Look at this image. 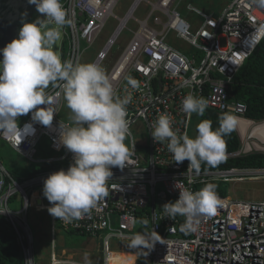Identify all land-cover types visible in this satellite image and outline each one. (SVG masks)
Returning a JSON list of instances; mask_svg holds the SVG:
<instances>
[{"label":"built area","instance_id":"2783aa9c","mask_svg":"<svg viewBox=\"0 0 264 264\" xmlns=\"http://www.w3.org/2000/svg\"><path fill=\"white\" fill-rule=\"evenodd\" d=\"M143 1L152 9L144 20H140L134 13ZM176 1L134 0L121 17L115 13L119 0H61L71 21L60 28L64 36L63 50L58 49L56 55L59 54L62 61L81 63L82 43L92 45L111 17L118 24L93 61L100 66L110 60L112 50L130 20L136 22V29L131 30L132 37L106 73L117 97L131 96V102L126 106L129 134L124 141L130 155L123 169L112 168V176L107 181L108 196L99 201L96 208L68 224L50 215L51 264H84L57 257V227L101 239L105 257L112 252V241H127L138 232L139 225L145 232L156 231L163 242L157 241L136 264L140 260L148 264H264V200L248 201L217 193L220 203L215 214L199 217L195 231L191 232L182 230L184 217H163L161 209L164 203L175 201L180 190L196 192L213 182L264 180V167L209 168L201 165L197 175L189 172L187 160L182 164L173 161L166 142H155L151 135L157 117L167 114L178 134L190 137L195 113L188 116L182 111V101L188 94L206 99L207 108L220 116L230 114L235 120L247 118V103L234 99L230 87L246 60L264 40V7L255 4L254 0H232L219 16H215L189 4L188 9L201 17L200 24L194 26L173 7ZM154 13L160 16L151 23ZM170 30L194 47L195 53L188 55L169 44ZM129 76L137 80L138 88L128 85ZM46 94L52 101L48 110L54 112L50 126L33 121L29 113L17 118V123L20 129L26 123H32L34 133L21 137L18 131L0 132V142L8 143L29 163L47 167L35 178L20 183L0 159V211L6 210L2 215L16 232L25 264H36L35 237L29 221V209L35 195H29L27 188L34 191L35 187L43 186L51 173L67 170L74 160V154L60 139V125H71L60 117L63 93L59 87L49 85ZM248 138H242L243 145L239 150L224 152L222 161L254 151L255 141L249 142ZM45 143L50 145L48 155L43 154ZM18 193L22 194L25 203L14 210L10 203ZM145 220L146 227L141 223Z\"/></svg>","mask_w":264,"mask_h":264},{"label":"clouds","instance_id":"9594fccd","mask_svg":"<svg viewBox=\"0 0 264 264\" xmlns=\"http://www.w3.org/2000/svg\"><path fill=\"white\" fill-rule=\"evenodd\" d=\"M27 2L35 5L44 19L37 17L32 22L24 21L18 37L0 48V132L18 131L21 137L34 133L32 123H26L23 129L18 127L17 118L29 113L33 121L50 126L54 112L48 110L52 101L46 94V89L49 85L61 89L71 113L72 124L60 125V139L74 154V160L67 170L53 172L44 180L43 195L51 206L39 209L32 204L31 208L37 213L47 211L54 218L68 224L81 219L108 196L107 181L112 176V168L123 169L126 165L130 155L129 148L124 143L129 134L126 106L131 102V96L117 97L111 78L100 65L94 62L62 61L56 55L52 45L61 38L59 29L71 23L61 0ZM254 3L264 7V0H254ZM127 83L132 88L139 87L137 80L130 76ZM41 105L45 107H40ZM207 107L206 99L192 94L186 95L182 101V111L188 116L193 113L203 116ZM246 119L251 121L247 132L259 124V121L248 116L244 120ZM218 121L219 127L215 130L210 120L200 121L196 136L190 138L187 134H178L173 128L172 118L161 114L152 125L151 135L155 142H166L173 161L182 164L187 160L189 172L198 175L202 164L212 168L224 159V137L234 128L239 133L242 131L238 120L230 114L221 115ZM240 136V148L243 145L242 138L247 136L249 142L262 143L251 133L244 136L240 133ZM257 151L259 150L248 154ZM215 187L208 183L196 192L180 190L175 201L162 205L163 217L174 219L182 216L185 218L182 230L195 231L199 217H211L215 214L220 203ZM34 192L35 188L32 193ZM35 200L39 205L44 204L42 195L35 196ZM5 211H0V214ZM141 223L147 226L146 220ZM157 241L163 242L156 231H138L127 238L126 243L134 252H109L104 257V264H136L137 259L141 255L146 256ZM83 261L84 264H93L88 253H84Z\"/></svg>","mask_w":264,"mask_h":264},{"label":"rangeland","instance_id":"374dc122","mask_svg":"<svg viewBox=\"0 0 264 264\" xmlns=\"http://www.w3.org/2000/svg\"><path fill=\"white\" fill-rule=\"evenodd\" d=\"M134 0H119L118 6L115 9V13L123 17L129 8L132 6ZM150 2H157V0H149ZM232 0H177L173 7L180 12V15L185 20L191 22L194 26H197L201 22V17L195 12L188 9L189 4H193L199 9L205 10L207 12L213 13L215 16H219L226 7L228 3ZM152 6L146 1H143L139 4L134 15L137 19L144 20L148 13L151 11ZM160 16L159 13H154L151 18V23ZM165 20V18H164ZM118 21L113 17L109 18L106 22L104 28L100 32L99 36L92 45H87L85 42L82 43L84 52L82 56L81 63L93 62L98 54V52L103 48L108 38L113 34L116 29ZM161 28V26H158ZM136 29V22L130 20L126 26V29L119 36L118 44L113 48L111 57L109 61H106L101 67L107 73L112 65L114 59L120 54L122 49L126 46L127 42L132 37L131 30ZM62 33L61 38L57 40V44L60 46L64 40L63 31L59 29ZM167 42L174 46L175 48L183 51L184 53L190 55L195 53V48L192 47L186 40L178 37L173 30H170L167 35ZM53 47V45H52ZM67 47V46H66ZM60 57V55L58 54ZM61 58V57H60ZM60 117L71 123V113L66 106V101L64 100V105ZM199 120V115L195 114L192 128L190 130V138L196 136V126ZM263 122V121H262ZM259 123H261L259 121ZM239 133V132H238ZM242 134V131H240ZM239 133V137L241 139ZM252 133V132H251ZM250 135V132L249 134ZM141 139L140 136H138ZM49 144L45 143L43 154H49ZM256 150L254 149L253 152ZM257 152H264L260 150ZM0 156L2 159L3 165L7 170L10 169V166L13 163H27L21 154L12 149L4 142H0ZM228 185V194L233 198L248 200V201H260L264 200V180L256 179H246L243 181L231 182ZM43 186L35 187V191L42 195L44 198L43 203L45 205L50 204L47 198L43 195ZM28 194L32 193L30 187L27 188ZM25 203L21 193H18L12 202L10 207L14 210L20 209ZM34 203V202H33ZM29 221L33 230L35 237L34 249H35V261L36 264H51V253L52 242H51V216L49 212L42 211L40 213L35 212L34 209L29 210ZM138 231H143L142 226L139 225ZM127 241L115 240L110 244V249L112 251L126 252L134 251V249H129L127 247ZM95 245V246H94ZM103 241L99 238H93L85 234H71L65 230H60L57 227L56 230V254L57 257L61 260L71 259L76 260L80 263H84L83 256L84 253H88L93 261V264H103L104 255H103Z\"/></svg>","mask_w":264,"mask_h":264},{"label":"trees","instance_id":"16d2710c","mask_svg":"<svg viewBox=\"0 0 264 264\" xmlns=\"http://www.w3.org/2000/svg\"><path fill=\"white\" fill-rule=\"evenodd\" d=\"M230 92L233 94L234 99L242 100L247 103V116L249 118H252L257 121L264 120V40L259 45V47L253 52V54L246 60L243 67L235 76L234 82L230 87ZM219 117L220 115H218L216 111L206 108L204 115L199 116L197 124L202 120H210L212 122V127L215 130L219 127ZM224 140L226 145L224 152H233L241 147V139L236 128H234V130L229 135H226L224 137ZM13 150L14 149H12V151ZM202 167L211 166L202 164ZM215 167H264V153L256 152L245 156H240L238 158L221 161ZM46 169L47 167H41V165L39 164L27 162L18 164L13 163L8 171L15 180L23 182L25 180H30L36 177L39 172ZM8 181L9 180L7 178V184ZM212 184L216 186V193H219L223 196L228 194L227 184L229 183L213 182ZM34 195L37 196L38 193L35 192ZM33 204L35 206H38L39 209H48V206H51L45 204L39 205L37 204L36 200H34ZM66 232H69L71 234H77V232L72 230ZM0 264H25L24 254L22 248L18 243L16 232L12 225L9 223V221L6 219V217L2 214H0ZM139 264L148 263L144 260H140Z\"/></svg>","mask_w":264,"mask_h":264},{"label":"water","instance_id":"95a60500","mask_svg":"<svg viewBox=\"0 0 264 264\" xmlns=\"http://www.w3.org/2000/svg\"><path fill=\"white\" fill-rule=\"evenodd\" d=\"M24 13L26 16H23ZM37 17L44 19L37 12L35 5L29 4L27 0H0V48L5 47L8 42L18 37L19 29L24 21L32 22ZM58 49L61 52L63 45L59 47L55 42L54 52L57 53Z\"/></svg>","mask_w":264,"mask_h":264},{"label":"bare ground","instance_id":"6f19581e","mask_svg":"<svg viewBox=\"0 0 264 264\" xmlns=\"http://www.w3.org/2000/svg\"><path fill=\"white\" fill-rule=\"evenodd\" d=\"M240 129L242 130V135L249 134L250 131L247 132L249 126L251 125V122L244 119H237ZM251 133V132H250ZM252 136L257 138L260 142H255L254 146L256 149L264 150V122L262 124H259L258 126L254 127L251 133ZM5 142V141H3ZM6 143V142H5ZM262 181V180H261ZM240 182V181H239ZM35 193V192H34ZM34 202V201H33ZM95 246V245H94ZM118 252V251H116Z\"/></svg>","mask_w":264,"mask_h":264},{"label":"crops","instance_id":"0c3cea01","mask_svg":"<svg viewBox=\"0 0 264 264\" xmlns=\"http://www.w3.org/2000/svg\"><path fill=\"white\" fill-rule=\"evenodd\" d=\"M251 122V121H250ZM264 122V121H263ZM263 122H261V123H259V124H262ZM259 124H257L256 126H258ZM256 126H254V127H256ZM253 127V128H254ZM253 128L250 130V132H252V130H253ZM254 137V136H253Z\"/></svg>","mask_w":264,"mask_h":264}]
</instances>
